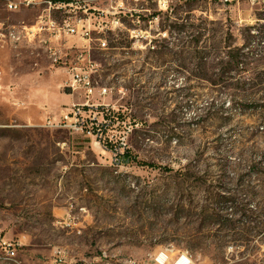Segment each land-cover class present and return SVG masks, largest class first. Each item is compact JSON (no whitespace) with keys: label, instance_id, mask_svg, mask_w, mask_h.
<instances>
[{"label":"rangeland","instance_id":"374dc122","mask_svg":"<svg viewBox=\"0 0 264 264\" xmlns=\"http://www.w3.org/2000/svg\"><path fill=\"white\" fill-rule=\"evenodd\" d=\"M79 1L109 90L78 132L46 123L87 43L0 2V264H264V0Z\"/></svg>","mask_w":264,"mask_h":264},{"label":"built area","instance_id":"2783aa9c","mask_svg":"<svg viewBox=\"0 0 264 264\" xmlns=\"http://www.w3.org/2000/svg\"><path fill=\"white\" fill-rule=\"evenodd\" d=\"M132 1L136 2L139 0ZM0 2H3L10 11H19L25 8H42L37 25L30 28V30H26L27 35L48 34L51 36V41L58 40L64 36H80L87 43L75 59L71 61L70 65L67 66L70 75L69 88L73 92L78 91L84 94L86 100L73 104L72 109L64 112L58 120L49 117L46 123L49 127H58L72 132L83 130L85 123L83 113L86 112V109H95L103 105L92 102V97L96 93L104 96L109 90L108 87L100 85L95 78L98 72V63L91 57L92 43L95 40L98 42L99 48L108 47L107 40L101 36V33L105 32V27L109 23L105 12L102 11L98 15L95 12L92 13L90 5L79 0H0ZM58 14L61 16L60 20L57 18ZM112 24L114 29H116L120 25L123 26L124 22L114 17ZM94 31L98 32L100 36L94 37ZM0 35L6 38L8 33L2 30ZM11 35L14 39L20 38L16 32H11ZM53 53L56 56V53ZM55 58L58 60L57 57ZM89 134H92L91 130Z\"/></svg>","mask_w":264,"mask_h":264},{"label":"trees","instance_id":"16d2710c","mask_svg":"<svg viewBox=\"0 0 264 264\" xmlns=\"http://www.w3.org/2000/svg\"><path fill=\"white\" fill-rule=\"evenodd\" d=\"M244 39L246 41V43L244 44L245 46L247 44V36ZM244 46L237 48L234 55L230 56L229 60L225 61L224 63H226L229 66H234L238 68L240 67V65L244 67L247 64V61L250 56V52L245 51Z\"/></svg>","mask_w":264,"mask_h":264},{"label":"bare ground","instance_id":"6f19581e","mask_svg":"<svg viewBox=\"0 0 264 264\" xmlns=\"http://www.w3.org/2000/svg\"><path fill=\"white\" fill-rule=\"evenodd\" d=\"M161 263H165L166 261V254H162L161 257ZM174 264H192L191 260L187 257V255H182L179 258L176 259Z\"/></svg>","mask_w":264,"mask_h":264}]
</instances>
